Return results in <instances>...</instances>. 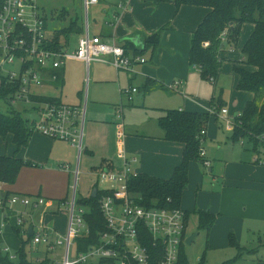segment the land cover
<instances>
[{"label": "built area", "instance_id": "2783aa9c", "mask_svg": "<svg viewBox=\"0 0 264 264\" xmlns=\"http://www.w3.org/2000/svg\"><path fill=\"white\" fill-rule=\"evenodd\" d=\"M98 4L99 0H83L84 32L79 36L75 48L59 49L51 46L52 38L47 35V17L37 0H0V82L5 79L15 90L10 98L11 103L27 102L34 105L37 117L31 120L33 131L51 139L68 141L79 148L80 154L85 149L87 100L78 105L69 104L56 96L38 94L34 89L56 82L58 74L55 71L63 68L70 59L82 60L88 68L93 62L102 61L117 70L129 72L135 71L137 62H146L143 56L129 55L115 38L105 39L91 33L89 9ZM119 7L125 8L126 3ZM227 33L228 29L222 34L223 40ZM203 45L207 47L209 42ZM15 64H19V70L9 71L8 66ZM180 83L174 82L169 87L178 89ZM136 92L137 87L121 90L129 102L134 99ZM44 97L54 100L41 99ZM218 108L212 105L208 113L224 117L229 129H232L235 124L228 117V108ZM206 135V128H203L199 136L200 156L203 163L210 166L202 146ZM254 153V161L264 165V142ZM137 161V157H128L125 153L121 168L106 167L98 170L97 189L102 192L99 205L106 229L100 234L99 243L86 251L76 248V238L90 232L85 218L87 208L78 202L76 181L73 195L67 202L69 217L65 233L46 225L45 218L52 201L43 196H7L0 190V210L4 212L15 208L17 227L22 234L27 236L30 228L33 229L29 243L31 251L37 252L43 246L46 251L44 259L49 257L50 264H151L154 256L151 245L161 252L159 264H178L181 247L186 243L188 233L187 212L181 207H148L140 203L142 197L129 187L130 178L140 173L133 167ZM64 167L70 169L68 164ZM73 174L77 178L78 168ZM36 211L40 213L39 221ZM5 224L1 223L0 233ZM59 247L63 249L61 259L56 254ZM9 249L6 247L3 250L9 254L10 260L15 261L17 255L10 253ZM49 253L54 254L55 259ZM0 264L6 263L0 261Z\"/></svg>", "mask_w": 264, "mask_h": 264}, {"label": "crops", "instance_id": "0c3cea01", "mask_svg": "<svg viewBox=\"0 0 264 264\" xmlns=\"http://www.w3.org/2000/svg\"><path fill=\"white\" fill-rule=\"evenodd\" d=\"M139 1L116 0L115 2L105 3L106 5L102 8L104 15L103 24L98 33H95L102 35L103 31L112 29L113 37L119 44L131 46L128 54L133 56L136 49L145 47V41L150 35L161 27L166 26V29L162 33L161 43L154 55H152V49H149L143 54L146 62H137L134 72L126 70L118 71L126 72L130 81V87L136 86L138 87V91L141 88L146 92L158 89L168 90L169 86L174 82H181L178 90L184 91L192 74L195 72L200 73L199 69L190 65L191 39L193 33L210 10L204 6L183 4L181 5L183 7L180 6V8H177L178 11H176L170 2L156 5L150 0ZM123 3H126V7H119ZM117 15L119 16L117 17ZM112 23L114 24L112 25ZM247 24H249V27L246 29L247 33L244 44L254 30L253 24ZM76 45L77 42L71 48H75ZM228 51H230V48H225V51L221 52L220 56ZM241 58H243V55ZM78 61L86 64L82 60ZM95 62L112 66L102 61ZM65 68L66 65L62 69L64 71V78ZM235 74L237 75V88L239 77L236 72ZM138 78L141 79V86L133 83V80L135 81ZM149 79L162 84L163 87L151 86L144 88ZM216 79L217 76L213 83L216 82ZM122 88L120 86L121 90H123ZM245 93L247 95L244 99L246 101L244 106L254 97L250 92ZM185 95L191 98L194 97L193 94ZM121 96L122 98H126L122 93ZM59 98L63 101L62 95ZM196 100L199 101V98ZM213 100H216V97ZM212 101L210 107L213 104ZM223 102L229 111L227 101L223 100ZM194 109L193 106H189L185 110L198 111ZM161 115H163V112ZM216 117L219 118V116ZM88 124L93 131L96 125H98L94 120L87 121L86 127ZM230 131L233 133V129H230ZM164 136V131L154 132L153 134L138 131L132 133L127 132L124 127L123 140L126 145L124 154L126 153L128 157L135 156L138 158V161L133 163L135 170L164 179H169L173 176L176 167L183 160L185 145L181 142L166 140ZM214 137L218 139L219 135L217 131L214 132L209 126L206 135L207 139H205H213ZM7 138L12 140L14 147H11L10 152H7L10 154L6 155H15L29 160L33 164L24 166L21 169L18 179L14 184L0 182V190L5 194L37 196L42 194V191L37 192V190H40L41 186L45 184L43 197L52 200V205L48 212L55 217L59 213L60 215L63 214L62 209L65 207L69 217L67 202L70 198L69 191L72 173L74 172L72 170V160L75 156L74 150L76 146L65 140H55L44 135L42 136L35 131L32 133L29 144L20 149H17L12 135H8ZM232 141L233 143L236 142L233 140V135ZM104 142H107L105 138ZM106 146H110L109 142L106 143ZM91 149V153H96L95 146ZM204 149L206 151L205 159L211 162L210 166H207L209 167L210 174L205 175L202 172V168L200 167V164H203L202 161L191 162L189 184L181 200V208L189 214L187 237L199 230L197 228L199 223L197 212L210 211L218 216L211 229L204 230L207 232L209 251L229 252L233 253L234 257L241 254L240 259L238 258L231 264H240L241 262V264H264V165L254 161V150L253 153H248V149L243 151L236 148H227L226 152L216 159L219 161H217L219 166L217 170H214L213 161H210L211 159L209 160L208 157V151L210 152V150ZM84 150V152H88V146ZM100 150V153H106L104 148ZM58 157L60 159L66 157V160H57ZM54 160L59 161L57 162V166L65 168L64 165L68 164L70 169L56 168L51 162ZM105 162L106 164L103 165L106 166L101 164L105 168L107 165L118 168L122 167V164L120 166L114 165L113 160ZM37 174H46L48 176L38 178L39 175ZM192 213L194 214L196 223V225L192 226L193 229L189 222L192 218ZM64 214L65 216L67 215L66 213ZM60 232L63 233L64 228ZM200 233L201 230H199L198 234ZM231 237L235 238L239 247L231 245ZM231 260L233 258L227 261Z\"/></svg>", "mask_w": 264, "mask_h": 264}, {"label": "rangeland", "instance_id": "374dc122", "mask_svg": "<svg viewBox=\"0 0 264 264\" xmlns=\"http://www.w3.org/2000/svg\"><path fill=\"white\" fill-rule=\"evenodd\" d=\"M37 1L40 9L47 17V35L49 38L58 36L62 38V41H64L65 39L62 36L63 33L61 31L70 24L71 19H73L75 16H78L81 18V23L83 22V18L85 19V10L83 8L82 0ZM115 1L116 0H105L99 5H92L90 7L89 22L92 34L95 32L98 33V31L101 29L104 18L102 8L104 5H106L105 3ZM168 2L173 5L176 11H178L175 0ZM63 9L67 11L64 16L65 18L60 15ZM245 25L242 28L241 37L236 47L231 49V45L228 42L226 43V48H230V51L225 52L221 56L224 61L218 70L215 83H213L211 80H204L201 76V73L195 72L192 74L184 91L178 89L173 90L169 88L168 90L158 89L146 92L143 88H141V90L134 93V99L131 102H128L126 98H122L120 93V86L121 88L125 87L122 89L131 88L126 72L118 71L116 68L100 62H93L90 68H88V66L83 62L70 59L66 62L65 83L63 86L60 85V83L51 82L49 83L50 86L35 88L34 91L38 94L58 97L62 95L63 101L69 104H80L87 100V121L94 120L98 123L94 131L90 129L89 124L86 127L84 146H88L89 151H82L81 154H79V148L75 147V156L72 160V170L75 171L78 165L79 174L76 178V176L72 173L69 197L73 195L75 181L78 184L77 197H88L98 183L97 172L101 167L104 166L101 165L102 163L106 164L105 161L113 160L114 165H123L124 151L126 146L123 140L124 127L126 128L127 132L132 133L137 131L145 132L146 134L161 132L164 130L159 124V118L162 112L164 113L166 109H186V107L189 108V106H193V108H195L194 110H198V112L208 113L211 110L210 104L214 97H216V102H219L216 104V106L219 107V110L222 107H225L223 100L227 101L229 107L228 117L231 121H233V123H235L237 120L236 118L243 112L245 107L244 105L246 103L244 99L247 95V93L237 90V75L235 74L233 68L235 62L240 63L242 60V48L246 40V29L249 27V24L246 26ZM78 38V34L72 35L71 40L73 41V45L76 44ZM8 70L18 71L19 64L8 66ZM140 81L141 79L138 78L135 81L133 80V83L140 85ZM185 94H193L196 99L199 98V101H197L194 97L191 98ZM95 105L97 106L95 107ZM33 107L34 105L32 103H10L9 101L0 98V109L4 113L9 114L12 110H16L21 112L23 117L29 119L30 121L37 117L36 111L33 109ZM209 126L210 129L214 130V132L217 131L219 138L216 139L214 137L213 139L208 140H206V138L202 146L206 148L207 151L208 149L210 150L211 153L208 151V157L209 160L211 159L210 161H213L214 170H217L219 166V161L216 159L220 158L222 153L224 154L226 152L227 148H236L237 150L243 151L248 149V153H253V144L248 137L240 138L235 143H233V133L230 131L228 122L224 117L217 118L216 115L210 114L206 131L209 129ZM234 128L235 125L232 129L234 130ZM37 133L43 136L42 133ZM7 137L4 138L0 136L1 156L10 154L7 152H10V148L14 147L12 140ZM104 138L107 140V142H109V147L106 146L107 142H104ZM94 146L96 153L93 154L91 153V148ZM103 148L106 153H100V149ZM62 158L64 159H60L58 157L57 160H66V157ZM51 162L56 168L66 170L63 168V166H57V162L59 161L54 160ZM197 165H199V163H197ZM200 165L202 172L205 175L210 174L209 167H207L204 163H201ZM37 175H39L38 178L48 176L46 174ZM44 186L45 184L41 186L40 190H37V192L42 191V196H44ZM46 200L52 201L51 199L47 198ZM62 211L67 214L65 207L62 209ZM64 213L61 215L59 213L57 216L53 217L54 215L48 212L45 218L46 225L49 227L54 226L53 228H56L58 231L63 230L64 228L63 233H65L68 225V214L65 216ZM35 215L37 221H39L41 218L40 213L36 211ZM191 216L192 218L189 222L191 224V228L193 229L192 226L196 225V223L193 213ZM4 222L6 224L2 228V233H0V246L3 249L9 247L10 253L15 254L22 245V237L24 239L27 237L23 234V236H20L15 231V229H18L15 208L4 212L0 210V227L1 223ZM207 244V232L201 230V233L195 237L190 245H185V253L188 261L191 264H199L203 256H205V264H224L228 262L227 260H230L231 258L235 259L236 257H234L233 253L229 252L209 251ZM27 250L32 261H36L38 258L39 260H43L46 256V251H44L43 246H40L37 252H32L30 246L28 245ZM57 253L59 254L58 258L61 259L60 255H62L63 249L59 247L56 250V254ZM49 256L54 257V254L49 253ZM53 259H55V257Z\"/></svg>", "mask_w": 264, "mask_h": 264}, {"label": "trees", "instance_id": "16d2710c", "mask_svg": "<svg viewBox=\"0 0 264 264\" xmlns=\"http://www.w3.org/2000/svg\"><path fill=\"white\" fill-rule=\"evenodd\" d=\"M104 1L99 0V4ZM150 1L158 5L171 0ZM175 3L177 8L186 4L204 6L210 10L192 35L189 56L190 65L200 70L204 80L216 78L218 70L224 61L220 54L225 51L226 43L228 42L232 48L236 47L239 43L243 26L247 23L254 25L251 36L242 48V60L240 63L235 62L234 64V71L239 77L237 89L250 92L254 97L247 102L242 114L236 118L233 140L237 141L240 138L248 137L253 144L254 152H257L264 142V0H175ZM65 13L67 11L63 9L60 15L64 17ZM80 19L78 16L71 19L70 24L61 31L65 40L62 41L61 37L54 36L51 46L53 45V47L59 49L72 47V35L78 34L80 36L84 32V22L81 23ZM165 29L166 26H163L150 35L145 41V47L136 49L134 55L143 56L149 49H152V55H154L161 43L162 33ZM227 29V37L223 40L222 34ZM101 34L105 39L114 38L112 29L103 31ZM205 42H209L207 47L203 45ZM123 47L127 53L131 49V46L128 45H123ZM62 69L55 72L58 74L56 83H60L63 86L65 78ZM151 86L163 87L162 84L149 79L144 88ZM14 92L15 90L11 88V85L7 84L5 79H2L0 82V98L11 103L10 98ZM41 99L54 100L50 97ZM216 101L213 100L212 105L219 103ZM209 119L210 114L198 111L178 108L164 111L159 118V124L165 132L164 138L169 141L181 142L185 145L183 160L169 179L159 178L146 173L132 176L129 180V187L134 193L142 197L140 203L148 207H181L183 193L189 184L191 162H203L200 156L201 141L199 136L201 130L207 128ZM32 133L33 125L31 121L24 118L21 112L12 110L11 113L7 114L0 109V136L6 138L8 135H12L17 149L29 144ZM32 164L31 161L15 155L0 156V182L14 184L21 169ZM107 167L111 168L112 166L107 165ZM102 168L105 167H101L99 170ZM95 188H99L98 183ZM101 194L102 192L99 191L97 196L94 197L92 191L88 197H82L78 200L80 205L87 208L85 218L90 229L89 234L76 238V248L79 251H86L91 246L97 245L100 240V234L106 229V221L99 205ZM6 195L14 194L6 193ZM197 214L199 216V230L211 229L218 216L210 211H198ZM188 215L187 213V220L189 219ZM15 231L18 235H22L19 229H15ZM31 240L32 236L30 234L25 239L22 237V245L16 251L17 259L15 261L10 260L9 254L5 253L0 246V261L6 264H50L51 259L49 257L39 261L30 259L27 246ZM147 243L150 244L149 242ZM185 245L186 243L181 247L178 264H190L185 253ZM231 245L239 247L234 237H231ZM151 247L154 254L151 264H159L162 256L161 252L158 250L159 248L155 249L152 245ZM240 256L241 254L224 264H231ZM204 261L205 256L202 257L199 264H205Z\"/></svg>", "mask_w": 264, "mask_h": 264}, {"label": "water", "instance_id": "95a60500", "mask_svg": "<svg viewBox=\"0 0 264 264\" xmlns=\"http://www.w3.org/2000/svg\"><path fill=\"white\" fill-rule=\"evenodd\" d=\"M97 193H98V189L97 188H94V190H93V196L96 197L97 196ZM198 233H199V230H197L193 234L189 235L186 238V244H189L190 245L193 242V240L195 239V237L198 235ZM29 234L30 235H33V229L32 228H30Z\"/></svg>", "mask_w": 264, "mask_h": 264}]
</instances>
